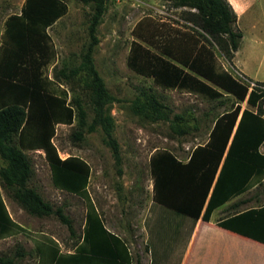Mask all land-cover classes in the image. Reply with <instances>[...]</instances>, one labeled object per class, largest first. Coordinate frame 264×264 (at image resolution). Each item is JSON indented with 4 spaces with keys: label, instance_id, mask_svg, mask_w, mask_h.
<instances>
[{
    "label": "trees",
    "instance_id": "16d2710c",
    "mask_svg": "<svg viewBox=\"0 0 264 264\" xmlns=\"http://www.w3.org/2000/svg\"><path fill=\"white\" fill-rule=\"evenodd\" d=\"M91 4L87 25L89 40L81 51V62L74 67L55 71L54 79L67 82L82 77L83 88L93 115L88 113L80 98L73 103L53 92L52 80L43 75L50 50L48 28L67 12L62 0H25L20 13L11 14L0 45V238L11 235L20 227L7 210L1 193L3 186L10 196L29 214L38 217L55 215L75 233L71 218L62 206L54 207L33 186L29 185L34 167L29 149H42L51 169L55 187L85 197L89 204L85 229L77 252L63 257L53 248L50 262L60 264H131L128 245L119 235L104 225L100 213L91 202L87 186L90 166L79 156L62 158L53 142L58 123L77 120L71 137L84 139L85 132L101 129L104 143L110 147L118 175L122 154L114 135L115 119L109 105L117 98L109 91L94 62V52L100 40L98 26L109 0H78ZM177 6H187L185 19L192 21L208 35L232 63L239 49L242 31L236 27L237 14L228 0H176ZM141 19L137 25L142 22ZM138 37L146 38L138 34ZM149 41V40H148ZM140 44L133 42V50ZM162 54H143L132 65L146 63V73L164 88L186 89L207 94L216 99L219 87L234 95L237 104L214 120L209 138L197 145L183 161L168 149H157L150 158L153 179V199L162 206L196 221H209L213 210L230 198L258 185L264 179V82L241 79L230 70L218 66L213 52L199 44L196 35L183 32L159 42ZM211 82L213 85L208 83ZM216 86V87H215ZM247 102L242 108L241 102ZM131 110L152 121L169 122L174 133L187 132L183 113H173L171 107L153 88H144L131 101ZM221 226L264 241V206L236 214L219 223ZM23 256V250H16ZM0 264H15L14 257L0 256Z\"/></svg>",
    "mask_w": 264,
    "mask_h": 264
},
{
    "label": "rangeland",
    "instance_id": "374dc122",
    "mask_svg": "<svg viewBox=\"0 0 264 264\" xmlns=\"http://www.w3.org/2000/svg\"><path fill=\"white\" fill-rule=\"evenodd\" d=\"M24 1L0 0V45L8 16L20 13ZM62 1L67 5V12L47 29L50 50L43 75L52 80L51 90L65 96L67 102L73 103L80 98L90 121L93 111L80 80L82 77L67 82L62 78L54 79V73L60 68L74 67L81 62V51L89 40L87 25L92 6L78 0ZM189 10L196 11L187 6L178 7L176 0H109L107 3V10L98 26L100 42L94 52V62L109 91L117 98L109 105V109L115 119L114 135L121 148V175H118V166L110 147L103 141L101 129L86 131L84 139L75 142L71 137L72 131L77 128V120L74 119L71 124H56L53 137L61 157L79 156L89 164L87 191L91 202L103 221L105 218L109 225L116 227V232L130 242L134 254L139 253L146 259L150 251L148 259L152 261L151 264L165 260H171L172 264V260L180 255L185 236L175 237L172 230L177 226L178 219L186 217L156 205L152 210L157 208L161 216L169 218L171 224L165 235L159 238L151 232L149 238L146 236L149 221L145 217L153 199L151 155L157 149H168L186 160L197 145L208 140L215 118L231 110L237 104V99L216 86L221 92L216 99H210L201 92L164 88L155 84L153 76L146 73V63L141 62L138 67L132 65V55L133 60L143 54L165 57L158 48L159 42L189 32L196 35L199 44L203 43L211 49L218 66L243 79L232 68L219 46L208 35L201 34V29L192 21L185 19ZM141 19L142 22L136 27ZM259 20L257 29L247 26L244 18L239 22L243 37L237 60L245 59L249 70L253 73L257 71L260 79L264 80V30L260 31V27L264 28V14L259 15ZM138 34L147 41L138 37ZM135 41L140 47L134 51ZM144 88H153L173 113L184 114L189 126L185 134L179 136L174 133L169 122L148 120L131 110V101ZM241 105L245 108L247 102H241ZM261 150L264 152V143ZM27 153L34 167L29 185L35 187L55 208L63 207L73 222L75 233L72 234L55 215L38 217L29 214L2 186L1 193L8 211L20 227L14 228L11 235L0 238V256L14 257L15 264H54L50 262L53 248L63 257L77 252L84 234L89 202L83 196L54 186L44 150L29 149ZM3 165L4 161L0 158V167ZM254 194L260 202H251V205L264 203V179L243 196ZM242 246L245 247L243 243ZM18 249L23 250V256L16 255ZM60 264L73 263L69 258Z\"/></svg>",
    "mask_w": 264,
    "mask_h": 264
},
{
    "label": "crops",
    "instance_id": "0c3cea01",
    "mask_svg": "<svg viewBox=\"0 0 264 264\" xmlns=\"http://www.w3.org/2000/svg\"><path fill=\"white\" fill-rule=\"evenodd\" d=\"M228 1L237 14V28L240 29L239 22L243 18L245 19L247 26H251L252 29L259 28V15L264 14V0ZM263 30L264 28L260 27V31ZM239 50L240 47L235 52L232 63L229 62L232 68H234V70H237L239 72V75L244 80H248L247 78H249L253 82H264V80L260 79L259 73H257V71L253 73V71L249 70V68L247 67L248 63L245 59H242L240 61L237 60V53L239 52ZM182 160L187 161L188 158L186 160ZM255 186L230 198L223 204L216 207L213 210L209 221L202 219L204 209L202 210L200 217L196 221L188 216L178 219L179 221L177 223V226L173 227L174 229L172 230V234L176 235L175 237H177L178 235L179 237H181L182 235L183 238L185 236V239L183 240V247H181L180 255L176 259L172 260V264H264V241H260L258 239H255L254 237L241 234L219 224L220 222L225 221L236 214L253 208L264 206V203L254 205L250 204L251 202L255 201L260 202V199H258L256 194L247 197L243 196L246 192H248ZM156 205L161 204L155 202L154 199H152V201L148 205V214L145 217V219L149 221V226L147 228L145 227L147 229L146 236L148 238L150 236V232L151 234L155 235L156 238H159V236H162L163 234L165 235L167 228H169L171 224L169 218L167 219L161 216L160 211L157 210V208L154 211L152 210ZM11 218L13 219L12 216ZM104 225L108 230L124 239L122 235L115 231L116 227L114 225H109V223L106 222L105 218ZM125 242L128 245V250L131 255V264L152 263V261L148 259L150 251H148V255L145 259L144 256L140 255L139 253L134 254L129 245L130 242L126 240ZM242 243L245 245V247L242 246ZM170 263L171 260H165L159 264Z\"/></svg>",
    "mask_w": 264,
    "mask_h": 264
},
{
    "label": "built area",
    "instance_id": "2783aa9c",
    "mask_svg": "<svg viewBox=\"0 0 264 264\" xmlns=\"http://www.w3.org/2000/svg\"><path fill=\"white\" fill-rule=\"evenodd\" d=\"M250 83H251V86L255 85V83H254V82H250Z\"/></svg>",
    "mask_w": 264,
    "mask_h": 264
}]
</instances>
